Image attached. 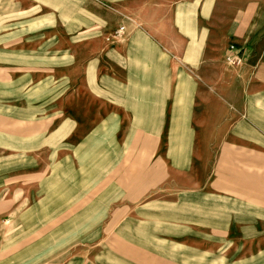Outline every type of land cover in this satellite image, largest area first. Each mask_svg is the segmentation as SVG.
Listing matches in <instances>:
<instances>
[{"label": "crops", "instance_id": "obj_1", "mask_svg": "<svg viewBox=\"0 0 264 264\" xmlns=\"http://www.w3.org/2000/svg\"><path fill=\"white\" fill-rule=\"evenodd\" d=\"M26 1L37 7L21 16L0 8V75L15 77L0 91H40L0 125V220H26L0 226V264H31L28 220L48 204L53 218L101 220L86 243L106 219L133 226L110 248L121 264H264V51L245 68L225 56L226 72L207 51L212 38L263 44V25L213 29V0ZM121 26L131 34L113 47L103 29ZM243 69L261 96L234 101L221 77Z\"/></svg>", "mask_w": 264, "mask_h": 264}, {"label": "rangeland", "instance_id": "obj_2", "mask_svg": "<svg viewBox=\"0 0 264 264\" xmlns=\"http://www.w3.org/2000/svg\"><path fill=\"white\" fill-rule=\"evenodd\" d=\"M106 7L112 6L111 3H108L105 0H96ZM213 10L207 11L208 21L214 27L223 26L230 20L237 18L243 22H252L258 25L262 24L264 28V0H213ZM38 3V2H36ZM37 6H31L27 3L26 0H14L12 5H2L0 8H7L9 10L14 11V16H21L20 10L33 11ZM120 28V27H119ZM110 30V31H109ZM115 30L110 28L103 29L104 34L109 35V42L114 44L121 43L124 39L131 34V31L127 30L123 36L117 39H113L110 37ZM257 37L254 40L249 41L248 43L238 41L236 38H227L226 40L222 39H214L212 38L211 43H209V50L211 53L210 62H213L214 67H217V70H225L229 71L225 67L224 59L227 54L229 46L232 44L237 45L243 51L244 56V65L245 68L247 65H250L251 57L253 56L255 51H264V43L258 44L256 42ZM114 42V43H113ZM117 42V43H116ZM257 48L255 49V47ZM230 68V66H229ZM245 70L243 69L239 72L237 76L225 75L221 77L222 84V93L224 94L227 91L228 83H232L234 86V94L235 98L232 96V100L241 101L244 100L246 95L260 97L261 96V87H255L251 89L249 85V75L246 73H242ZM12 78H15L13 74L10 75H0V81L2 83L10 82L12 83ZM257 82V81H254ZM226 83V84H225ZM12 86V85H11ZM213 87H209L210 93H213ZM28 93H30L31 97L35 95L37 98L40 91H22V90H1L0 91V125L6 126L5 123L6 118L10 120L13 119L14 109L16 106L19 108L23 106L24 100L29 98ZM237 97V98H236ZM262 103L264 104V99L259 100L256 104L255 111L256 114L254 116V123L259 128L264 126V114H262ZM264 106V105H263ZM211 109H214L213 107ZM30 110V109H29ZM30 112V111H29ZM217 112V111H216ZM212 113H215L212 111ZM211 113V114H212ZM218 113V112H217ZM216 113V114H217ZM30 114V113H29ZM33 116V115H32ZM36 118V117H35ZM15 119V118H14ZM219 125V124H218ZM216 124V126L218 127ZM231 126V125H230ZM232 127V126H231ZM210 143H214L211 147L215 146V140L210 139L206 140ZM217 141V140H216ZM166 147V140H159V153L157 158L162 160L164 158V151ZM260 147V146H258ZM133 149L126 153V161H130L132 158ZM255 162L264 163V157H259ZM199 167V166H198ZM258 173V170H254ZM32 172H30L31 174ZM128 170L126 171V174ZM54 172L47 171L46 177L52 178ZM20 175V174H18ZM102 172H94V178H100ZM110 187L117 180L118 172L110 171ZM121 176V175H120ZM165 177V176H163ZM112 178H115L114 180ZM98 187L100 184H96ZM99 189L100 188H96ZM112 190V187H111ZM114 194V192H113ZM101 197V193L94 194L93 199L94 202H97ZM96 206V205H95ZM101 209L100 205L96 206ZM54 212L53 208L50 204L46 207L41 208V218H33L31 217L28 220L29 228H30V237L34 240L30 242V258L31 264H34L33 260H41V264H121L119 263V258L117 255V251L111 250L110 248L116 243L122 242L127 243L128 238H132L134 240V233L137 231L133 226L126 225L124 227V223L121 220H105V224L103 226V231L101 232V228H97L98 223L101 220L93 219L86 220L85 218L78 219H57L53 218ZM128 221V220H124ZM96 224L95 234L90 236L86 243V233L88 229L86 228L87 224ZM113 223L115 227L113 226ZM26 225V220H21L18 218H8L5 220H0V226L4 227H21ZM109 226V227H108ZM41 228V229H39ZM39 229L41 232L37 235ZM125 231L122 233V231ZM120 232L121 235H118ZM89 236V235H88ZM158 236L155 235V241ZM39 240V241H38ZM92 241V242H91Z\"/></svg>", "mask_w": 264, "mask_h": 264}, {"label": "built area", "instance_id": "obj_3", "mask_svg": "<svg viewBox=\"0 0 264 264\" xmlns=\"http://www.w3.org/2000/svg\"><path fill=\"white\" fill-rule=\"evenodd\" d=\"M126 32V27L121 26L117 30H115L112 34H110V37L113 39L120 38L123 36ZM226 61L229 66L234 68L242 67L245 63L243 51L240 49L237 45L232 44L229 46L227 54H226Z\"/></svg>", "mask_w": 264, "mask_h": 264}]
</instances>
